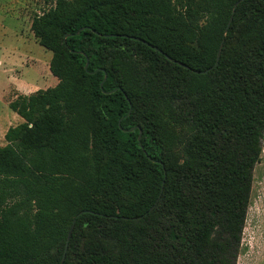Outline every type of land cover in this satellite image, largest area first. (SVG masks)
Segmentation results:
<instances>
[{
  "label": "trees",
  "instance_id": "1",
  "mask_svg": "<svg viewBox=\"0 0 264 264\" xmlns=\"http://www.w3.org/2000/svg\"><path fill=\"white\" fill-rule=\"evenodd\" d=\"M31 31L58 84L9 104L0 264H61L66 246L64 264H237L264 0H52Z\"/></svg>",
  "mask_w": 264,
  "mask_h": 264
},
{
  "label": "rangeland",
  "instance_id": "2",
  "mask_svg": "<svg viewBox=\"0 0 264 264\" xmlns=\"http://www.w3.org/2000/svg\"><path fill=\"white\" fill-rule=\"evenodd\" d=\"M51 1L0 0V120L11 124L10 127L21 124L20 117L9 108L18 95L58 84L50 72L52 53L39 45L31 31L33 17L46 12ZM237 264H264V145L261 161L253 173Z\"/></svg>",
  "mask_w": 264,
  "mask_h": 264
},
{
  "label": "crops",
  "instance_id": "3",
  "mask_svg": "<svg viewBox=\"0 0 264 264\" xmlns=\"http://www.w3.org/2000/svg\"><path fill=\"white\" fill-rule=\"evenodd\" d=\"M0 64H1V62H0ZM36 88V87H35ZM30 91L32 90H34V88H30L29 89ZM28 90V91H29ZM30 94H32V93H30V92H28V93H26V94H22V95H30ZM16 114V113H15ZM19 116V115H18ZM20 117V116H19ZM20 119H21V123L23 122V119L20 117ZM20 124V123H19ZM19 124H17V125H19ZM8 125V126H7ZM9 125H11V124H7L6 122H4V121H1L0 120V145L1 146H5L7 143H6V140H5V134L7 133V131H8V129L10 128V126Z\"/></svg>",
  "mask_w": 264,
  "mask_h": 264
},
{
  "label": "water",
  "instance_id": "4",
  "mask_svg": "<svg viewBox=\"0 0 264 264\" xmlns=\"http://www.w3.org/2000/svg\"><path fill=\"white\" fill-rule=\"evenodd\" d=\"M156 49V48H155ZM157 50V49H156ZM221 50H222V47L220 48V50H219V53H218V60H219V58H220V55H221ZM179 65H182V64H180V63H178ZM218 64V61H217V63H216V65ZM88 66H89V61H87V64H86V66H85V69L87 70L88 69ZM106 78H107V76H105V80H106ZM121 127V126H120ZM141 136V135H140ZM140 138L141 137H139V140H140ZM82 214V213H81ZM74 223H75V221H74ZM74 223H73V226H72V228H71V230H70V233H69V236H68V240L70 239V236H71V234H72V231H73V227H74ZM67 248H68V246H66V248H65V251H64V254H63V257H62V261H61V264H64V261H65V257H66V252H67Z\"/></svg>",
  "mask_w": 264,
  "mask_h": 264
}]
</instances>
